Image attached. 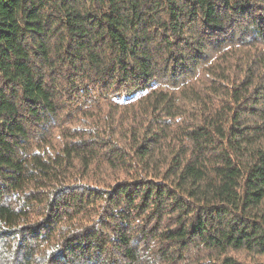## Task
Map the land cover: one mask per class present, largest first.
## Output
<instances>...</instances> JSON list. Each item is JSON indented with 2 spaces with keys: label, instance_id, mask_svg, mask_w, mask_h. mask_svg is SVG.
Masks as SVG:
<instances>
[{
  "label": "trees",
  "instance_id": "16d2710c",
  "mask_svg": "<svg viewBox=\"0 0 264 264\" xmlns=\"http://www.w3.org/2000/svg\"><path fill=\"white\" fill-rule=\"evenodd\" d=\"M0 264H264V0H0Z\"/></svg>",
  "mask_w": 264,
  "mask_h": 264
}]
</instances>
